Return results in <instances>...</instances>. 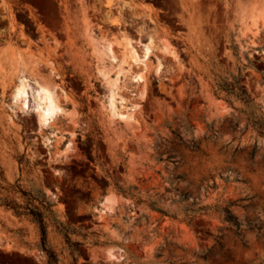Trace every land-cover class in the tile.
Here are the masks:
<instances>
[{
	"label": "rangeland",
	"instance_id": "obj_1",
	"mask_svg": "<svg viewBox=\"0 0 264 264\" xmlns=\"http://www.w3.org/2000/svg\"><path fill=\"white\" fill-rule=\"evenodd\" d=\"M255 1L0 0V264H264Z\"/></svg>",
	"mask_w": 264,
	"mask_h": 264
},
{
	"label": "bare ground",
	"instance_id": "obj_2",
	"mask_svg": "<svg viewBox=\"0 0 264 264\" xmlns=\"http://www.w3.org/2000/svg\"><path fill=\"white\" fill-rule=\"evenodd\" d=\"M255 1V0H254ZM245 3V1H244ZM242 4V3H241ZM251 3H246V6L244 7L245 9L242 11H249V15L255 18H264V0H256L252 6H250ZM243 5V4H242ZM242 7V6H241ZM151 41V40H150ZM109 44V43H108ZM111 46V45H110ZM109 50V49H108ZM133 50V49H132ZM150 50V48H149ZM148 51V49H147ZM149 52V51H148ZM108 56V55H107ZM110 57V56H109ZM125 61V60H123ZM125 63V62H124ZM104 68V67H103ZM103 71V70H102ZM141 75V73H140ZM136 79H142V76L135 77ZM36 80V77H35ZM37 82V81H36ZM40 82V81H39ZM51 82V81H50ZM48 81H42L40 83L37 82L36 90H33V101L34 105L40 109L39 113V121L42 123L48 119V117L58 108L57 106V101L55 102V98L53 99L52 94L50 92L51 83ZM36 84V83H35ZM28 86V85H27ZM26 85L24 83H20L14 91V98L21 97L23 98V103L26 101V94L27 91ZM52 90V89H51ZM28 92V91H27ZM31 92V91H30ZM36 92V95H34ZM112 97V95L110 96ZM19 99V98H18ZM112 98H110L111 100ZM21 100V99H20ZM109 100V101H110ZM113 100V99H112ZM22 105V104H21ZM108 196L106 197V199ZM107 201L110 203L111 199H107ZM113 205V204H112ZM106 206V205H105Z\"/></svg>",
	"mask_w": 264,
	"mask_h": 264
},
{
	"label": "trees",
	"instance_id": "obj_3",
	"mask_svg": "<svg viewBox=\"0 0 264 264\" xmlns=\"http://www.w3.org/2000/svg\"><path fill=\"white\" fill-rule=\"evenodd\" d=\"M29 197L27 198L28 203H30L31 207L26 208L25 213L21 212L20 209L21 207L17 205L15 202H8L4 200H0V204L4 205L10 209H12L16 214H25L31 216L33 221L37 224V227L40 232L41 236V244L43 247H46V228H45V223H44V217H43V212L39 209L38 206H34V202H38L39 206L44 209H46L48 212L52 213L50 210V205L45 202L44 197H39L34 195H28ZM226 220L231 223L235 227H239V223L237 221V218L231 214L229 211H226ZM49 257L53 258V255L49 253Z\"/></svg>",
	"mask_w": 264,
	"mask_h": 264
}]
</instances>
